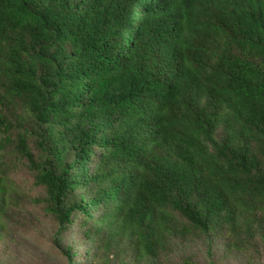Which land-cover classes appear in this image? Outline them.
Wrapping results in <instances>:
<instances>
[{
	"label": "trees",
	"instance_id": "16d2710c",
	"mask_svg": "<svg viewBox=\"0 0 264 264\" xmlns=\"http://www.w3.org/2000/svg\"><path fill=\"white\" fill-rule=\"evenodd\" d=\"M155 1L0 0V264H264V0Z\"/></svg>",
	"mask_w": 264,
	"mask_h": 264
},
{
	"label": "clouds",
	"instance_id": "9594fccd",
	"mask_svg": "<svg viewBox=\"0 0 264 264\" xmlns=\"http://www.w3.org/2000/svg\"><path fill=\"white\" fill-rule=\"evenodd\" d=\"M152 4L154 6L153 9L150 8V12H156L158 8L161 5V2L158 4L155 0H152ZM158 5L157 9L156 6ZM153 15L146 12H139L137 14H134L131 17V20L133 21L132 24H130L128 27L129 29L127 32L122 35V38L120 39L119 45L121 49L125 48L127 45L135 46V50H137L138 46L141 45L144 34L147 32V27H144L146 22L151 19ZM160 54L156 53L151 56L150 59V69L151 72H153V75H164L169 74L172 72V70L177 69L178 72L181 74V65L180 61L170 57L165 56V54L162 53L163 49L157 50ZM163 54V55H162ZM143 99L146 100L149 104H151L153 107H156V105H160V97L156 96L158 95L155 92H143ZM154 104H152L151 102ZM119 137L120 146L124 147L126 150L134 151L136 152L139 148H141L144 143L148 142H141L139 138H135L133 135L130 134V132L126 129H122L120 133L117 135ZM140 141V142H139ZM167 169V168H166Z\"/></svg>",
	"mask_w": 264,
	"mask_h": 264
},
{
	"label": "rangeland",
	"instance_id": "374dc122",
	"mask_svg": "<svg viewBox=\"0 0 264 264\" xmlns=\"http://www.w3.org/2000/svg\"><path fill=\"white\" fill-rule=\"evenodd\" d=\"M12 178L15 179L17 181L18 184H20L22 186V188H25L27 191H29L31 189L32 186V178L27 175V174H23L22 172L20 173H15L14 175H12ZM31 212L34 213V210L32 209ZM42 220H45L42 219ZM54 224H50L48 226L45 227L44 230H42V228L40 229L41 231V235H46V236H50L51 233V227H53ZM75 230L77 228V226H74ZM73 228V229H74ZM72 230L71 234L66 235V239H65V243H69L74 241L77 237L75 235V230ZM20 238H19V242H20ZM49 242L47 239H44V241H40L39 243H37L36 245H25L23 247H21L20 244H11L10 248L7 250L8 253L10 254V258H9V262H16V263H20V264H65L64 260H62V257L60 255L57 254H51V252H46V251H50L49 248L46 246L47 242ZM221 239L219 237H215V244L216 245H221L220 243ZM29 243V241L27 242V244ZM6 247V246H5ZM4 246H0V256H2V253L4 252V250L6 249ZM22 249H26V253L23 254L20 250ZM46 250V251H45ZM229 257V256H228ZM228 257H224V258H217V259H221L222 264H244L242 262H235V261H230L232 258H228ZM3 258V256H2ZM1 258V259H2ZM5 260V259H4ZM247 263V261H244ZM6 264V261H5ZM82 264V262H81Z\"/></svg>",
	"mask_w": 264,
	"mask_h": 264
}]
</instances>
